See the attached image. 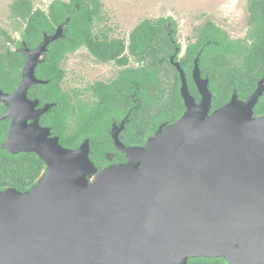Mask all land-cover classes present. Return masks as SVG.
I'll return each mask as SVG.
<instances>
[{
    "label": "water",
    "instance_id": "1",
    "mask_svg": "<svg viewBox=\"0 0 264 264\" xmlns=\"http://www.w3.org/2000/svg\"><path fill=\"white\" fill-rule=\"evenodd\" d=\"M63 33L60 25L26 48L14 92L0 87L8 105L0 119L11 120L2 148L35 153L46 165L29 190H0V264H188L201 257L264 264V114L255 116L264 78L244 100L235 91L212 111L199 58L196 102L172 56L185 113L142 147L125 146L115 125L112 137L128 161L99 170L90 139L64 147L40 124L54 104L37 108L39 100L29 98L33 85L47 83L36 69Z\"/></svg>",
    "mask_w": 264,
    "mask_h": 264
},
{
    "label": "trees",
    "instance_id": "2",
    "mask_svg": "<svg viewBox=\"0 0 264 264\" xmlns=\"http://www.w3.org/2000/svg\"><path fill=\"white\" fill-rule=\"evenodd\" d=\"M259 2L264 3V0ZM252 5L251 23L255 24V29L250 34L257 35L263 30L264 19L258 15V9L264 10V4ZM102 7L101 0H54L47 12L34 9L31 0H16L11 5V16L20 21L16 29H20V24H23L20 37L30 49H34L45 34L52 35L57 27L64 26L63 36L48 46L45 60L36 69L37 77L47 83L33 85L29 97L38 99L41 105L54 104L44 114L42 123L51 128L52 134L59 137L64 147L76 149L85 139H90V157L97 168L107 164L106 155L109 152L114 151L116 156L125 155L114 148L110 128L112 121L123 115V106H133V94L136 99L134 105L145 109L146 127L145 135L141 136L138 132L143 124L139 128L128 126L130 133L126 136L127 146H137L130 144L136 143L139 137L148 139L163 124L176 122L185 110L180 94L181 76L173 70V65L169 66L171 56L176 54L175 48L180 47L177 22L172 17L145 19L130 33L127 43V40L110 38L105 33L102 37L94 33L93 26L100 19ZM6 36L10 37L0 25V41ZM241 42L229 39L223 30L208 21L200 29L197 41L187 46L182 57H176L196 97H199V93L192 81L191 71L194 61L199 58L202 74L209 79L213 95L212 111L225 105L235 91L240 99L248 97L256 89L257 81L264 77V40L253 42L252 45H243ZM17 46H21L20 40H17ZM84 46L100 62L126 65L129 58L133 57L140 66L121 72L111 83L96 82L88 88L96 99L92 103L82 102L77 99V91L72 96L63 90L61 84L66 72L61 62L68 53ZM126 50L128 55L125 54ZM239 57L242 62L235 63L234 60ZM24 62L20 53L10 48L0 50V87L4 92L12 93L18 88ZM171 71L174 78L169 83L167 78ZM166 86L173 88L176 106L169 114L171 121L158 125L160 120L157 116H151L150 108ZM2 111L0 106V118L4 114ZM261 114H264V94L255 107V116ZM8 130V121L0 120V190L15 187L26 191L36 184L46 165L35 153L12 154L2 148ZM114 161L117 162V158ZM206 261L229 264L224 258L202 257L190 259L188 264H205Z\"/></svg>",
    "mask_w": 264,
    "mask_h": 264
},
{
    "label": "rangeland",
    "instance_id": "3",
    "mask_svg": "<svg viewBox=\"0 0 264 264\" xmlns=\"http://www.w3.org/2000/svg\"><path fill=\"white\" fill-rule=\"evenodd\" d=\"M16 0H0V25L9 33L12 42L20 38V29H16L19 19L11 16V5ZM34 9L48 11L54 0H31ZM103 7L100 19L96 20L93 31L105 33L110 38L127 40L134 28L143 20H157L172 17L178 25L177 39L183 50L195 41L198 32L207 20H212L229 32L230 39L236 41L249 32L247 6L249 0H101ZM7 40L0 41V50L4 51ZM235 63H237L234 60ZM134 63L133 61L131 62ZM66 77L61 86L70 95L78 92L77 99L92 103L96 98L90 91L96 82H109L118 75L119 68L114 63L97 61L86 48L68 54L61 63ZM172 71L169 83L173 81ZM73 123L71 124V127ZM94 177V176H93ZM92 178V177H91ZM90 178V179H91Z\"/></svg>",
    "mask_w": 264,
    "mask_h": 264
},
{
    "label": "flooded vegetation",
    "instance_id": "4",
    "mask_svg": "<svg viewBox=\"0 0 264 264\" xmlns=\"http://www.w3.org/2000/svg\"><path fill=\"white\" fill-rule=\"evenodd\" d=\"M259 1H261V0H256V2H254L253 0L251 1V0H249V4H248V6H247V13H248V26H249V32L247 33V35L244 37V38H241V39H237L236 40V42H239V41H242L241 43L244 45H247V44H249V45H252V43L253 42H261V41H263L264 40V25H263V30L262 31H260L261 32V34H253L252 33V35H253V37L251 38V32L255 29L254 28V23H251V5L254 3V5L255 4H258V6H260V3L261 4H264L263 2H259ZM253 6V5H252ZM258 15H260V17L262 18V19H264V10H262V9H258ZM208 21H211V22H213L212 20H207L205 23H204V26H205V24L208 22ZM216 26H218V24H216L215 22H213ZM203 26V27H204ZM202 27V28H203ZM221 30H223L224 32H225V34H226V36L230 39V35H229V32L227 31V30H225V28L223 29V28H221L220 26H218ZM101 37H102V35H100ZM198 36H199V32H198V34H197V37H196V39H195V41H193V42H190V43H194V42H196L197 41V39H198ZM5 39L6 40H8L7 41V44L8 45H10L11 47H6L5 46V49H8V48H10L11 50H13V51H15V52H18V53H20V55L22 56V58L23 59H25V62H24V64L26 63V61H27V59H28V50L26 49V48H29L28 47V45L26 44V42L25 41H23V40H21V37L18 39V40H20L21 41V46H17V41L16 42H12L11 41V39H10V37H8V36H6L5 37ZM128 43V42H127ZM180 43V42H179ZM189 43V44H190ZM188 44V45H189ZM187 45V46H188ZM187 46H186V48H187ZM81 48H83V47H81ZM80 48V49H81ZM84 48H86L87 49V47H85L84 46ZM186 48L183 50V46H182V44H180V47H176L175 48V57H174V61H176L177 60V58L176 57H182L183 55H184V52H185V50H186ZM30 49V48H29ZM79 50V49H78ZM77 50V51H78ZM88 50V49H87ZM77 51H75V52H70V53H68V54H73V53H76ZM88 52L90 53V51L88 50ZM45 53H47V51L45 52ZM67 54V55H68ZM91 54V53H90ZM125 54H129V52H128V50H126L125 51ZM66 55V56H67ZM92 55V54H91ZM65 56V57H66ZM93 56V55H92ZM45 57H46V54H45V56H43V57H41V62L43 61V60H45ZM94 57V56H93ZM172 57V56H171ZM65 59V58H64ZM63 59V60H64ZM96 59V58H95ZM62 60V61H63ZM236 60V62L237 63H241L242 62V58H237V59H235ZM98 61V60H97ZM134 62L133 64L131 63V62ZM100 62V61H99ZM180 62V61H179ZM62 63V62H61ZM103 63V62H102ZM112 63H114V64H116L117 66H118V68H119V72H118V75L115 77V78H113L112 80H110L109 82H105V83H111V82H113L114 80H116L119 76H120V74H121V72L123 73L124 71H126V70H128V69H136V68H138L139 66H140V63H138L137 61H135L134 59H133V57H130L129 58V62L126 64V65H118L116 62H112ZM41 64V63H40ZM39 64V65H40ZM38 65V66H39ZM173 64H171V63H169V66H172ZM37 66V67H38ZM173 67V70L175 71V72H177L178 74H179V77H180V73H179V71H178V69L173 65L172 66ZM194 67H195V61H194V64H193V68H192V71H191V78H192V73H193V70H194ZM199 67H200V64H199ZM22 69H23V67L21 68V72H22ZM200 70H201V67H200ZM185 75H186V73H185ZM201 76L203 77V78H207V77H205V76H203V74H202V70H201ZM186 77H187V75H186ZM262 78H264V77H262ZM262 78H260V80L262 79ZM259 80V81H260ZM187 81H188V78H187ZM192 81H193V78H192ZM259 81H257V83H256V86H255V88L257 87V85H258V82ZM194 82V81H193ZM194 84H195V82H194ZM188 87H189V82H188ZM195 87H196V89H197V86H196V84H195ZM189 91H190V93H191V95L194 97V99H195V101L196 102H199L200 101V99H201V96H200V94H199V97H196L192 92H191V90H190V88H189ZM198 91V90H197ZM199 93V92H198ZM180 94H181V92H180ZM173 88L172 87H169V86H166V87H164V90L162 91V92H160V94H159V98L155 101V103H154V105L150 108L151 109V116H157L158 118H159V124L158 125H160V124H163V123H165V122H170L171 121V119H172V117L169 115V114H171V112L175 109V106H176V99L173 97ZM73 96V95H72ZM135 96H134V94L132 95V104H133V106L131 107V108H126L125 106H123V108H122V111H123V115L119 118V119H114L113 121H112V123H111V128H110V136H111V139H112V144H113V146H114V148L117 150V151H119L120 153H122V151L121 150H119L118 149V147H117V145L115 144V140L113 139V137H112V129H113V127L116 125L117 127H116V130H117V132H118V137H119V139L121 140V142L125 145V146H127L125 143H128L127 141H126V136H129V133H130V130L128 129V126H134V127H140L141 126V124H143V128H141V130L138 132V134H141V136H144L145 135V129H144V127H146V124H144V119H146V114H145V109H144V107H142V109H141V107H138V106H135L134 105V103L136 102V99L134 98ZM182 97V96H181ZM30 98V97H29ZM246 98V96L244 97V98H242L243 100ZM31 99V98H30ZM94 99H96V98H94ZM183 99V98H182ZM125 102V104H127L128 103V100L127 101H124ZM49 104H53V103H49ZM183 104H184V106H185V103H184V100H183ZM45 105V104H44ZM44 105H41V104H39V106L37 107V108H40V107H42V106H44ZM0 106L3 108V111H2V114L5 112V110L7 109V104H5V103H3V102H1L0 101ZM53 107V106H52ZM52 109V108H51ZM50 109V110H51ZM49 110V111H50ZM48 111V112H49ZM185 111H186V107H185V110L182 112V114H181V116L185 113ZM48 112H46V113H48ZM46 113H44V114H46ZM1 114V115H2ZM44 114L40 117V124L42 125V126H46L45 124H43L42 123V118H43V116H44ZM180 116V117H181ZM1 121H2V119H0ZM4 120H6V121H8V127L10 126V122H11V120H10V118H7V119H4ZM30 122V121H29ZM148 125V124H147ZM149 126V125H148ZM46 127H48V126H46ZM115 130V131H116ZM9 131V130H8ZM154 133V132H153ZM152 135V134H151ZM151 135H149V136H151ZM52 136H54V134H52ZM148 136V137H149ZM143 138H137L135 141H136V143H134V144H130V145H137L138 147H141L142 145H145L146 144V141H147V138L146 139H143ZM106 158H107V160H108V162H107V164L105 165V166H103L102 168H98L99 170H102V169H104V168H106V167H108V166H111V165H116V164H121V163H126L127 162V160H126V156L124 155V154H119L118 156H116V153L114 152V151H112V152H109V153H107V155H106ZM117 158V162H115L114 160ZM205 264H215V262H209V261H206V263Z\"/></svg>",
    "mask_w": 264,
    "mask_h": 264
}]
</instances>
